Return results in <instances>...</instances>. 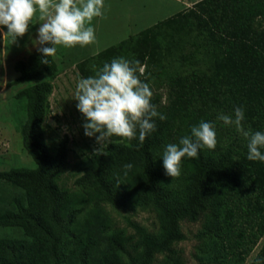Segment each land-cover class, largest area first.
I'll return each instance as SVG.
<instances>
[{"label": "trees", "instance_id": "trees-1", "mask_svg": "<svg viewBox=\"0 0 264 264\" xmlns=\"http://www.w3.org/2000/svg\"><path fill=\"white\" fill-rule=\"evenodd\" d=\"M119 57L140 61L144 73L137 74L167 119L154 118L157 130L142 147L113 136L107 155L78 164L74 190L59 179L70 166L68 136L52 154L43 129L58 64L54 57L43 63L40 52L32 65L17 61L13 83H30L18 93L27 109L19 130L36 167L0 170V226H21L31 239L0 238V264H124L126 256L131 264H152L158 253L159 264H186L174 248L184 238L183 219L204 221L200 262L244 264L264 237V162L248 160V140L217 116L234 117L240 106L244 128L264 132V0H200L86 57L78 69L87 78ZM43 73L49 79L38 81ZM163 84L170 87L167 105L157 91ZM201 121L214 123L216 148L182 158L181 175L167 176L166 146ZM107 202L155 207L159 230L134 240L114 226ZM257 259L264 260V244L251 264Z\"/></svg>", "mask_w": 264, "mask_h": 264}, {"label": "rangeland", "instance_id": "rangeland-1", "mask_svg": "<svg viewBox=\"0 0 264 264\" xmlns=\"http://www.w3.org/2000/svg\"><path fill=\"white\" fill-rule=\"evenodd\" d=\"M200 0H104V17H94L87 26L94 28L96 40L93 44L72 48L57 46L54 56L58 64V74L53 78V91L49 97L48 109L43 120L45 141L52 154H56L59 143L65 136L69 138V168L61 175L60 183L74 190L75 180L81 175L78 164L87 160L99 147L94 137L84 134L83 114L77 109V100L73 99L77 83L81 76L78 63L125 38L138 33L157 22H161L180 11L195 6ZM30 26L29 32L23 37L12 41L7 35V27L0 26V170L20 167H36V162L25 149L19 127L27 116L26 100L18 93L30 83H13L20 75L16 63L20 59L32 65L38 51L35 40L37 29L42 21ZM49 76L43 73L40 80ZM169 85L163 84L157 90L162 95V104L170 102ZM99 135V134H97ZM112 141V138H111ZM106 149V148H105ZM13 189L9 183L2 187ZM1 188V182H0ZM1 194V190H0ZM105 207L112 216L116 228L125 229L133 235L134 240H143L146 233L159 230L160 222L155 207L124 208L107 202ZM203 219L191 221L183 219L180 227L184 238L175 242L174 248L186 264H205L200 262L195 253L200 243L198 232L203 227ZM31 239L23 227L0 226V238ZM264 237L258 242L244 264H251L260 253ZM164 254L158 253L152 264H159ZM124 264H131L126 256Z\"/></svg>", "mask_w": 264, "mask_h": 264}, {"label": "clouds", "instance_id": "clouds-1", "mask_svg": "<svg viewBox=\"0 0 264 264\" xmlns=\"http://www.w3.org/2000/svg\"><path fill=\"white\" fill-rule=\"evenodd\" d=\"M104 8V0H0V26H6V34L16 42L36 24L34 18L39 14L38 20L42 23H39L35 44L44 57L42 62L47 64L48 58L55 56L57 46L72 48L93 44L94 28L86 27V23L90 25L94 17H104ZM137 73H144L139 60L119 57L104 63L95 75L79 79L73 99L78 101L76 107L85 120L84 134L94 137L99 145L95 154L107 155L105 148L113 136L128 141L138 139L137 147H142L146 138L157 130L154 118L167 119L151 102L154 94L150 85ZM244 119V109L240 106L235 107L234 117L224 113L217 116V120L235 126L248 140V160L264 162L261 151L264 132L246 130L242 124ZM216 146L214 123L201 121L191 128V135L180 138L179 144L166 146L162 156L165 174L178 178L182 158L199 159L201 149L214 150ZM125 167L131 169L132 165ZM255 264H264V260L257 259Z\"/></svg>", "mask_w": 264, "mask_h": 264}]
</instances>
